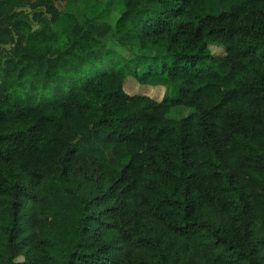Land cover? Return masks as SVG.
<instances>
[{
    "label": "trees",
    "instance_id": "16d2710c",
    "mask_svg": "<svg viewBox=\"0 0 264 264\" xmlns=\"http://www.w3.org/2000/svg\"><path fill=\"white\" fill-rule=\"evenodd\" d=\"M66 1L0 0V264H264V0Z\"/></svg>",
    "mask_w": 264,
    "mask_h": 264
},
{
    "label": "rangeland",
    "instance_id": "374dc122",
    "mask_svg": "<svg viewBox=\"0 0 264 264\" xmlns=\"http://www.w3.org/2000/svg\"><path fill=\"white\" fill-rule=\"evenodd\" d=\"M105 1L106 0H84L83 2L78 3V7L81 9L82 12H85V14L93 15L99 10V8L104 4ZM55 4L57 8L60 10H72L73 8V6L71 5L72 3L66 0H55ZM117 16H118L117 13L111 12V15L109 17V22L112 25L114 24V21ZM116 48L118 51L124 52V49L121 46H117ZM210 50L215 55L223 54V50L218 47H210ZM91 73L92 71L87 72V74H91ZM81 74H74L72 75V78L79 76ZM50 86H51V82L47 83V88H49ZM124 90L129 94H134V93L146 94L153 97L156 100H160L163 97L164 93L166 92V88L164 86H151V85L141 84L132 76H129L127 78L124 85ZM167 94L172 95L174 94V92L169 89ZM38 95L42 96V93H39ZM192 111L193 109L189 107L175 106L170 110L168 116L173 118H178V117L186 116Z\"/></svg>",
    "mask_w": 264,
    "mask_h": 264
}]
</instances>
